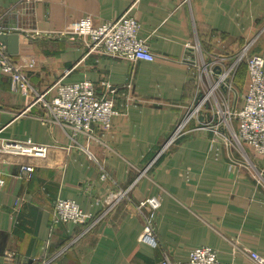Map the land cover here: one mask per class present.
Wrapping results in <instances>:
<instances>
[{
	"label": "crops",
	"instance_id": "obj_1",
	"mask_svg": "<svg viewBox=\"0 0 264 264\" xmlns=\"http://www.w3.org/2000/svg\"><path fill=\"white\" fill-rule=\"evenodd\" d=\"M133 1L0 0V30L18 34L15 52L0 47L37 91L68 68L62 82L90 80L119 111L108 128L93 123L79 134V148L60 124L41 119V103L27 107L28 97L0 73V139L29 137L47 148L42 157L0 152V264H158L163 251L186 264L189 251L203 245L221 261L257 264L237 244L264 257V178L258 182L248 163L231 166L210 127L215 117L208 102L185 121L207 91L204 64L216 56L230 63L244 45L264 59V0H136L131 15L153 60L86 54L80 38L61 34L83 16L94 26L114 20ZM247 83L243 58L230 106H238ZM242 147L232 156L264 170V156ZM19 163L34 166L30 179L17 176ZM98 164L129 188L128 198L88 232L76 222L53 223L58 197L100 213L102 204H90L88 191L105 195L113 185L98 178ZM148 195L160 199V246L139 240L143 225L135 203ZM7 250L13 255L5 256Z\"/></svg>",
	"mask_w": 264,
	"mask_h": 264
},
{
	"label": "built area",
	"instance_id": "obj_2",
	"mask_svg": "<svg viewBox=\"0 0 264 264\" xmlns=\"http://www.w3.org/2000/svg\"><path fill=\"white\" fill-rule=\"evenodd\" d=\"M135 1L114 20L105 21L94 26L89 16H83L71 28L62 30L61 34H67L71 38H80L86 48V54L102 50L107 55L133 63L138 60H153L155 55L150 46L145 38L138 35L140 24L131 15ZM186 46L189 47L188 43ZM248 48V45H244L230 63H227L223 56H216L210 61L209 67L204 64V70L207 68V91L205 96L199 99L187 114L185 121L194 114L198 115L200 110L203 109H201L203 104L208 102L213 117L216 115L218 117L222 115L223 117L221 121L210 124V127L215 137L219 138L221 143L223 141L226 146L225 148H227L230 155L231 166H235V164L246 165L248 163L249 170L255 175L256 180L262 184L263 169H257L246 158L247 162L236 159L231 154L234 143L236 149L243 150L242 144H247L255 152L264 156V59L260 54H248ZM243 58L248 73V83L246 90L242 93L240 103L235 108L229 105L228 93L233 92L235 70ZM68 71V68L65 69L63 75L57 78L44 92H39L32 86L28 76L19 69L7 52L0 47V73L9 75L11 89L28 97L27 107L35 103H41L46 111L41 119L60 124L73 145L81 148L82 145L77 140L79 134L87 133L93 123L108 128L112 118L119 114V111L115 107L114 99L97 94L90 80L85 79L72 83L62 82L63 76ZM51 91H53L52 94ZM26 108L19 113L24 112ZM226 133H230L231 137H228ZM46 149V144L35 142L29 137L25 139H0V152L3 153L42 157L46 154ZM98 165V178L100 180H110L113 185L105 195H95L88 191L87 197L92 200L90 204L93 202L102 204L100 213L93 215L94 213L90 208H82L75 200L58 197L53 204V223L76 222L84 225L83 232H88L97 225L101 218L110 213L123 198H128L129 188L118 185L107 172L105 165ZM34 169L32 164L19 163L17 176L28 180L33 175ZM0 184H2V180H0ZM159 206L160 199L155 195H148L135 203V208L141 216L143 225L139 240L152 246H160L155 230V220ZM235 247L248 254L257 264L264 263V257L247 246L237 244ZM60 253L61 251L52 256V259L59 256ZM11 255H13L12 251H5V256L10 257ZM158 264L182 263L179 260L170 258L163 251ZM186 264L233 263L231 261H221L214 248L203 245L196 246L189 251Z\"/></svg>",
	"mask_w": 264,
	"mask_h": 264
},
{
	"label": "water",
	"instance_id": "obj_3",
	"mask_svg": "<svg viewBox=\"0 0 264 264\" xmlns=\"http://www.w3.org/2000/svg\"><path fill=\"white\" fill-rule=\"evenodd\" d=\"M17 41V33H9L5 30H0V44L3 46H7L8 52L12 53L16 51Z\"/></svg>",
	"mask_w": 264,
	"mask_h": 264
},
{
	"label": "rangeland",
	"instance_id": "obj_4",
	"mask_svg": "<svg viewBox=\"0 0 264 264\" xmlns=\"http://www.w3.org/2000/svg\"><path fill=\"white\" fill-rule=\"evenodd\" d=\"M241 94H242V93H241ZM241 98H242V97H241V95L239 94V99H241ZM233 101H235L234 97H233ZM196 104H197V103H196ZM222 118H223L222 115H220L219 117H218V115H216L214 121H221ZM226 134L228 135V137H231L230 133H226ZM218 141L221 142L220 140H218ZM229 142H232V141H229ZM222 144H223L224 147H226V146L224 145L223 141H222ZM234 145H235V144L233 143L232 149H235V148H234ZM244 146H245V144H244ZM236 148H237V147H236ZM245 149H246V151H249L247 147H245ZM243 161H244V160H243ZM245 162H247V160H245Z\"/></svg>",
	"mask_w": 264,
	"mask_h": 264
}]
</instances>
